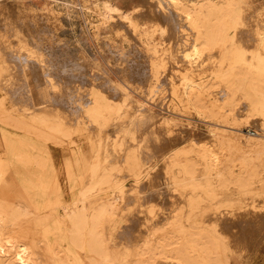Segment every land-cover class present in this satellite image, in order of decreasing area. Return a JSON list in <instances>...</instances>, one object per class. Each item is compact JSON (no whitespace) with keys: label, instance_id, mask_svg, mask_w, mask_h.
Listing matches in <instances>:
<instances>
[{"label":"bare ground","instance_id":"obj_1","mask_svg":"<svg viewBox=\"0 0 264 264\" xmlns=\"http://www.w3.org/2000/svg\"><path fill=\"white\" fill-rule=\"evenodd\" d=\"M49 2L40 17L55 16ZM126 2L72 0L98 8L90 41L102 48L94 44L99 58L58 63L26 0H0V264H72V247L75 264H229L226 249L237 258L257 231L264 253V188L247 177L264 170V0ZM108 51L142 59L119 63L143 67L139 84L131 71L114 79ZM56 93L70 103L72 125L52 108ZM201 98L210 102L198 106ZM239 100L259 120L258 138L230 123ZM192 112L212 119L205 132ZM82 130L91 162L72 197V160L62 162L61 184L52 145L76 147ZM231 138L254 149L237 170L219 155ZM117 215L142 222L134 248L108 236Z\"/></svg>","mask_w":264,"mask_h":264},{"label":"rangeland","instance_id":"obj_2","mask_svg":"<svg viewBox=\"0 0 264 264\" xmlns=\"http://www.w3.org/2000/svg\"><path fill=\"white\" fill-rule=\"evenodd\" d=\"M44 0H26V5L25 7L32 11L33 18L34 19V24H35V29L40 31V36L43 37V41L41 42L42 45L47 48V54L49 53L54 56L55 61L61 62V61H72L73 59L77 58V55L81 56L89 54H97L95 51L96 48L94 44H96V47L102 48L99 43H93L90 41V36H92L93 32L96 30L98 23L100 22V18L98 15V8L96 9H85L81 10L77 6L72 5V0H47L49 2V5L52 7V12H55V16L49 15L47 19L43 16H39V12L42 9L41 2ZM127 0H116V2L122 6L125 7L124 5L127 3ZM137 1L143 2V0H128L130 3V6L132 4L136 3ZM133 2V3H132ZM146 0H144L143 3H145ZM100 12V11H99ZM213 20L212 22H214ZM119 26V25H118ZM50 29L51 33L47 32L46 34L43 33L42 31L44 29ZM43 33V34H42ZM46 38V39H45ZM159 38V36H157ZM45 39V41H44ZM46 44V45H45ZM50 44V46H49ZM119 44V45H118ZM116 44L118 47L123 49H126L128 47L129 42L125 41L123 43H118ZM123 44V45H122ZM101 46V47H100ZM80 47V50H79ZM78 48V49H77ZM84 49V50H83ZM86 49V50H85ZM82 50V51H81ZM85 51V52H83ZM53 53V54H52ZM75 53V55H74ZM107 54V57L105 60L111 61L112 56H113V63L112 61L109 63L110 64V70L113 71V75L111 72V75L114 77L115 80L117 81H122L124 79H127V71H131L130 76L132 78L133 82L139 84L141 74L138 72V70L142 71L143 67H132V68H126V67H120V64H125L127 60L129 62L135 63L138 58H135L131 55H128L126 57H120L116 52H105ZM73 54V56H72ZM52 56V57H53ZM99 58V56H98ZM118 59V62L116 60ZM121 59V60H120ZM115 60V61H114ZM142 60V59H138ZM103 61V60H102ZM105 62V61H103ZM122 62V63H121ZM119 64V69L114 68L113 66ZM114 64V65H113ZM112 65V66H111ZM138 68V69H137ZM109 68H106V70ZM113 69V70H112ZM115 69V71H114ZM133 69V70H132ZM137 69V72H136ZM109 70V71H110ZM117 70V72H116ZM122 70V71H121ZM136 72V74H135ZM127 73V74H126ZM115 74V76H114ZM121 75V76H120ZM141 75V76H140ZM144 76V75H143ZM142 76V77H143ZM129 77V76H128ZM145 77V76H144ZM124 78V79H123ZM122 79V80H121ZM128 79V80H129ZM127 81V80H126ZM130 81V80H129ZM160 84V83H159ZM206 87H212V84L210 82L205 84ZM55 97H58V99L55 98V104L52 106L53 109L58 110V112L63 115V118L66 120L64 121L67 125H72L73 124V109L70 107V103L66 99L60 98V94L56 93ZM60 98V99H59ZM58 103H57V102ZM65 101V102H64ZM210 102L207 98H201L199 99V102H197L198 106H203L204 104ZM66 103V104H65ZM153 104H156L152 102ZM65 104V105H64ZM57 105V106H56ZM158 105V104H156ZM64 106V107H62ZM61 107V111L60 110ZM68 107V109L66 108ZM228 107V106H227ZM247 102L245 100H239L236 102V105L234 107V120H231L230 123H233L237 128L238 132L241 133L243 137H250V138H258V126H259V120L256 117H248L247 116ZM59 108V109H58ZM70 108V109H69ZM67 109V110H66ZM55 110V111H56ZM72 111V114H71ZM62 112V113H61ZM69 113V114H68ZM199 113H194L192 112L189 117H192L191 120L197 123V125L204 131L205 129V121H212V119L209 118H202ZM185 115V114H182ZM188 116V115H187ZM205 132V131H204ZM88 134L86 131H79L74 135L77 140L76 147H71L72 144L68 145H52V150H53V156L55 159V163L59 167L58 172H57V178L58 181L61 184H66V178L65 175L61 169L62 167V162L63 160H72V197L74 194H76V182L74 179H80L83 178L87 167L89 163L91 162V151L88 146V139L87 135ZM74 139V138H73ZM201 139V144L204 143L205 147H210L212 144L209 141V138L204 135V137L200 138ZM223 149L220 152V156L222 158L220 159L223 162V166L226 168H232L237 170L241 166L242 159L250 157L248 155V152H253V148H247L244 146L242 143H237L233 138H231L229 141L224 140V145ZM214 147H212V150ZM247 152V153H245ZM254 153V152H253ZM263 155V163H264V153ZM252 162V161H251ZM262 169L258 168L255 171H252L250 175L247 177L249 179L256 180L258 182H255L254 186L260 187L261 189L264 188V170L261 171ZM156 177V176H155ZM152 178V177H151ZM160 180H162V177H160ZM148 179L143 178L142 182H146ZM126 187H130L132 185V180L127 179L125 181ZM264 190V189H263ZM46 193V196H48V191H43ZM226 193H230L231 191H226ZM129 209V206L126 208V212L128 215V218L132 216L131 211H127ZM243 214V213H240ZM210 216V214H209ZM121 224L123 226L122 232L124 235L122 237H117L115 233L117 232L114 228L117 226V224ZM143 225L142 222L139 225L138 220L134 219L128 222H124L120 220V216H115L112 226L108 228V236L112 240H121L122 244L124 246L128 247H133L134 245H137V243L140 241L142 237V232H143ZM251 227H248L247 230H250ZM246 230V231H247ZM257 235L255 238L249 240H243L239 246H240V251L236 255L231 252L230 247L229 249H226L227 256L229 258V264H235V261H239V264H264V253H261L259 249L257 248L258 243L261 241H258L262 237V232L257 231ZM152 240H155L154 236H151ZM245 241V244L243 242ZM257 241V242H255ZM131 250V249H129ZM242 250V251H241ZM257 251V252H256ZM76 249L72 247V264H75V262L78 260L77 259V254H76ZM261 255V256H260ZM155 259L159 258L157 251L155 250V253L153 255ZM218 258L220 260V263H222L223 258L221 252L218 254ZM130 259V258H129ZM248 261V262H247ZM167 263H172V260H166ZM173 264V263H172Z\"/></svg>","mask_w":264,"mask_h":264}]
</instances>
